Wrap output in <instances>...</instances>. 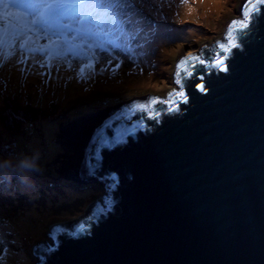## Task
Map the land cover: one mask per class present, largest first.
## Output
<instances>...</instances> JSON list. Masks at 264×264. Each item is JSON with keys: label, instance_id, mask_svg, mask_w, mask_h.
<instances>
[{"label": "water", "instance_id": "95a60500", "mask_svg": "<svg viewBox=\"0 0 264 264\" xmlns=\"http://www.w3.org/2000/svg\"><path fill=\"white\" fill-rule=\"evenodd\" d=\"M238 15L177 62L172 95L83 119L65 177L106 194L54 225L38 264H264V0Z\"/></svg>", "mask_w": 264, "mask_h": 264}, {"label": "rangeland", "instance_id": "374dc122", "mask_svg": "<svg viewBox=\"0 0 264 264\" xmlns=\"http://www.w3.org/2000/svg\"><path fill=\"white\" fill-rule=\"evenodd\" d=\"M242 1L190 0L198 5L196 13L184 17L160 0H112L107 17H73L42 27L25 26L28 13H20L24 20L14 25L17 10L0 8L6 47L18 30L24 44L11 47L14 62L0 63V164L14 166L26 156L38 164L28 185L19 183L12 168L0 170V264H38L33 249L52 242L54 225L103 203L102 185L88 188L92 184L65 177L74 174V137L83 119L132 97L172 95L177 62L221 45ZM36 69L40 73L33 76ZM12 106L20 109L16 120ZM21 118L30 120L15 138L11 133Z\"/></svg>", "mask_w": 264, "mask_h": 264}, {"label": "snow or ice", "instance_id": "6c2138e0", "mask_svg": "<svg viewBox=\"0 0 264 264\" xmlns=\"http://www.w3.org/2000/svg\"><path fill=\"white\" fill-rule=\"evenodd\" d=\"M111 3L112 0H0V8L17 10V14L12 20L14 25H19L20 21L24 20L23 16L19 15L20 13H28V19L24 21L25 26L31 24L42 27L50 22L73 17H107L112 14ZM242 26L246 27L247 25L244 24ZM4 28L5 18L0 14V63L6 62L15 54L11 47H24V44L20 43L23 39L22 32L18 30L16 32L17 38L13 41L8 51H5ZM45 53L53 58L58 55V53L48 52V50H45ZM221 63L222 61H217V66ZM220 70L223 71L224 69L221 68ZM180 95L182 96L183 93H180ZM84 230V227L81 226L78 231Z\"/></svg>", "mask_w": 264, "mask_h": 264}, {"label": "bare ground", "instance_id": "6f19581e", "mask_svg": "<svg viewBox=\"0 0 264 264\" xmlns=\"http://www.w3.org/2000/svg\"><path fill=\"white\" fill-rule=\"evenodd\" d=\"M160 1H163L164 4H170L171 3L172 10L174 11L173 14L175 12L179 11L178 14L180 16H184V17H189V15L191 16V15L195 14L196 10H197V7H198V5L197 6H193L192 3L190 2V0H160ZM196 1H198V0H196ZM178 6H180V9L178 8ZM201 9L204 10L205 7L201 6ZM147 36H148V34H145V39L147 38ZM78 40H79V37L75 36V39H73V43H74V41H78ZM76 43H77L78 48H79L81 46V42L78 41ZM8 49H9V47H6L5 51H8ZM12 56L9 59L13 60V62H14L15 60L13 59ZM39 73H40V71L38 69L32 71L33 76L39 75ZM56 78L57 77H55V79H53L54 82H57L58 79H60L59 77L57 79ZM73 79H74L73 81H75L76 83H80L82 81V79H80V80H77L76 78H73ZM93 127H94V124H93L92 120L86 122L81 127V129L79 131L80 135H82V134L87 135L92 130ZM75 134H77V133H75ZM75 145H77V144L75 143L74 146ZM52 229H53V227L51 228V230Z\"/></svg>", "mask_w": 264, "mask_h": 264}, {"label": "clouds", "instance_id": "9594fccd", "mask_svg": "<svg viewBox=\"0 0 264 264\" xmlns=\"http://www.w3.org/2000/svg\"><path fill=\"white\" fill-rule=\"evenodd\" d=\"M12 168L16 174V178L22 185L30 183L31 174L38 171L36 157H23L19 159L15 165H10L7 162L0 164V170Z\"/></svg>", "mask_w": 264, "mask_h": 264}, {"label": "trees", "instance_id": "16d2710c", "mask_svg": "<svg viewBox=\"0 0 264 264\" xmlns=\"http://www.w3.org/2000/svg\"><path fill=\"white\" fill-rule=\"evenodd\" d=\"M136 54V53H135ZM134 54V55H135ZM141 58V59H140ZM144 60L145 59V57H139L138 58V60ZM14 106V105H13ZM12 106V107H13ZM10 108V110H11V114L14 116V119L16 120V118L17 117H21V115H19V113H18V110H20V109H14V107L13 108ZM29 109H30V105H28L27 106ZM6 109H8V108H6ZM34 111H36L35 109H32V115L34 116L35 115V113H34ZM10 113V112H9ZM37 113H38V111H37ZM41 116V115H40ZM22 120L20 121V122H17L18 124L16 125V126H14V129L12 130V132L13 133H11L12 134V136L13 137H17V136H19V135H21V126L23 125V124H25L27 121H29L30 119H28V120H25V119H23V118H21ZM4 122V121H3ZM0 124H1V126L3 127V124H2V122H1V120H0ZM4 126H5V123H4ZM1 130H2V128L0 127V132H1ZM16 130H18V132L17 133H15V131ZM9 134H10V132H8ZM95 186V184H92V185H88V186H86V187H88V188H93Z\"/></svg>", "mask_w": 264, "mask_h": 264}]
</instances>
